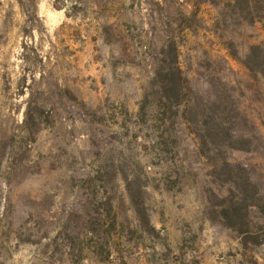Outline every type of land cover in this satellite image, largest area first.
I'll return each instance as SVG.
<instances>
[{"label": "rangeland", "instance_id": "obj_1", "mask_svg": "<svg viewBox=\"0 0 264 264\" xmlns=\"http://www.w3.org/2000/svg\"><path fill=\"white\" fill-rule=\"evenodd\" d=\"M253 46L264 0H0V264H264L184 116L226 100L223 154L264 196ZM172 59L190 91L166 113Z\"/></svg>", "mask_w": 264, "mask_h": 264}, {"label": "trees", "instance_id": "obj_2", "mask_svg": "<svg viewBox=\"0 0 264 264\" xmlns=\"http://www.w3.org/2000/svg\"><path fill=\"white\" fill-rule=\"evenodd\" d=\"M262 48L253 46L246 61V65L253 70V64L260 61L263 65L262 73L264 74V54L263 60H259ZM165 67V73L159 75L161 82L159 94L156 92L160 107L164 112L171 110L173 104L184 94L186 90V80L181 76L179 69L176 67V59L168 62ZM259 67V66H258ZM227 101L220 99L218 101L207 102L199 106L192 103L184 110V116L197 130L200 131L199 141L200 150L210 159L216 175H228L232 183L233 190L230 195L223 199L227 203L222 207L220 221L223 226L237 231L244 245L249 243L259 245L263 242L262 234L264 230V196L260 194L258 187L252 182L250 175L243 166H236L229 162L223 154L222 148L228 142L234 141L233 128H231L232 119L221 117L218 120V110L224 113V105ZM27 124V118L25 119ZM213 146L216 153L212 156L209 153ZM256 209V214H251L252 209Z\"/></svg>", "mask_w": 264, "mask_h": 264}]
</instances>
